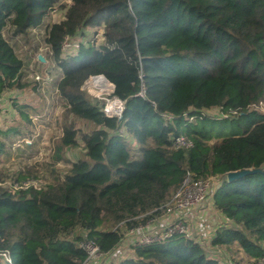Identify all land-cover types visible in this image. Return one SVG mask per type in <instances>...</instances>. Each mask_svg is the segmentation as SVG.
Masks as SVG:
<instances>
[{"label":"trees","instance_id":"trees-1","mask_svg":"<svg viewBox=\"0 0 264 264\" xmlns=\"http://www.w3.org/2000/svg\"><path fill=\"white\" fill-rule=\"evenodd\" d=\"M57 7L65 16L44 37L47 60L61 72L62 133L51 162L0 170V249L14 264H83L82 242L111 252L126 231L161 216L191 173L217 178L210 199L233 222L217 227L212 246L238 244L264 260V110L256 108L264 98V0H0V95L30 84L6 31L27 39ZM84 28L101 29L103 42L66 54V40ZM95 75L114 84L120 118L80 88ZM13 104L18 124L0 134L30 136L29 105ZM71 116L91 126L79 133ZM79 134L84 154L71 160L65 149L79 145ZM179 136L189 144L178 146ZM6 146L0 141V155ZM250 169L261 171L228 180ZM40 178V186L27 182ZM133 249L113 264H226L185 235Z\"/></svg>","mask_w":264,"mask_h":264},{"label":"rangeland","instance_id":"rangeland-1","mask_svg":"<svg viewBox=\"0 0 264 264\" xmlns=\"http://www.w3.org/2000/svg\"><path fill=\"white\" fill-rule=\"evenodd\" d=\"M71 2L72 0H66L68 4H71ZM65 12V9H60L58 7L52 10L46 16L44 26L31 31L27 39L22 36H12L10 29L6 31V37L16 46L18 55L27 63L25 68V80L29 81L30 84L27 88L5 91L0 95V128L4 131L7 127L18 124L16 123L18 113L13 103L29 105L30 108H28V111L31 113L33 123L27 128L31 131L30 136L22 137L14 133L8 135L4 133L0 134V141H4L7 144V152H2L0 155V170H5L13 174L25 165L35 166L39 163L52 161L51 156L55 149V143L62 133L61 124L64 101L56 92V83L61 76V72L58 67L52 63V60H47L48 47L45 42L44 32L48 24L60 22L64 18ZM89 39H95V42L99 45L104 40L103 32L101 29L96 33L94 30L84 28L79 30L75 37L70 38L69 42L75 46L76 42H85ZM74 46L66 47L65 53L76 52L78 48ZM39 54L43 55L45 61H38L37 56ZM37 74L40 76V79L36 78ZM89 79H87L84 84H82L80 80V88L86 90L98 100L104 101L105 108L107 107L108 110L110 103L116 100V98L111 97L113 88L109 92H101L87 82ZM34 80L39 82L37 90L32 88V82H34ZM256 108L264 110V98L260 100ZM108 112L112 113L113 110L109 109ZM207 112L211 115H219L220 113L218 109L207 110ZM70 119L74 121L76 127L79 129V133L87 130L91 126L86 120L72 116ZM23 127L25 129L26 125L23 124ZM80 135L81 134L78 136V146L65 149L66 157L71 160H76L84 154V143ZM10 142H12L11 147H8ZM25 143H29L31 146L27 147ZM58 165L64 167L62 162H59ZM27 182L40 186V184L44 182V179L40 178L34 181L31 179ZM212 182V192H214L217 186L216 184L218 183L217 178L213 179ZM6 185H10V183L7 182ZM210 195L212 194L210 193ZM205 204V208L199 210L196 216L185 220L187 228L190 231V237L203 244L211 257L226 264H235V262H241L242 264H264V260H258L255 257L249 256L238 244L224 247L212 246L211 240L217 227L222 225L231 226L233 222L227 219L214 207L210 197L206 200ZM164 216L163 219L165 221L173 220V218L170 219L171 217ZM150 224L157 225L158 222L155 219L151 220ZM160 225L161 224H159V226ZM129 239L130 238H127L123 246L116 248L117 250L114 251V256L95 257V259H92L87 264H113L122 258L133 256L134 249Z\"/></svg>","mask_w":264,"mask_h":264},{"label":"built area","instance_id":"built-area-1","mask_svg":"<svg viewBox=\"0 0 264 264\" xmlns=\"http://www.w3.org/2000/svg\"><path fill=\"white\" fill-rule=\"evenodd\" d=\"M69 40L70 39L66 40L64 49L68 46H74V44H71ZM79 45L80 42H76L74 47L79 48ZM36 78L40 79V76L37 74ZM176 142L178 146L189 144L183 136H179ZM212 181L213 179L211 178L194 179L191 173H187L180 187L173 193L170 200L165 204L163 208V216L161 215L162 217L159 216L155 218L158 222L157 225H153L148 222L145 225H139L126 231L121 242L109 253H103L98 246L88 241L82 242L80 246L88 254V257L83 264H87L92 259H95V257L114 256V251L117 250L116 248L123 246L125 241H127V238H130L129 242L131 245H146L168 239L174 235H185L190 237V231L187 228L185 220L196 216L199 210L205 208V202L211 196L210 193L213 191ZM164 215L171 217L170 219L173 218V220L165 221L163 219L165 217ZM159 224L161 225L159 226ZM0 264H14L13 257L8 250L0 249Z\"/></svg>","mask_w":264,"mask_h":264},{"label":"bare ground","instance_id":"bare-ground-1","mask_svg":"<svg viewBox=\"0 0 264 264\" xmlns=\"http://www.w3.org/2000/svg\"><path fill=\"white\" fill-rule=\"evenodd\" d=\"M87 82L92 87L98 89L101 92H109L113 88L112 84L109 81L105 80L99 75L91 76V78ZM119 105L120 101L116 99L113 103H110L109 109L113 110L114 114H116L118 112Z\"/></svg>","mask_w":264,"mask_h":264},{"label":"water","instance_id":"water-1","mask_svg":"<svg viewBox=\"0 0 264 264\" xmlns=\"http://www.w3.org/2000/svg\"><path fill=\"white\" fill-rule=\"evenodd\" d=\"M38 58L40 61H45V58L43 57V55L39 54L38 55ZM101 76L102 78H104L105 80L109 81L105 75H99ZM110 82V81H109ZM111 83V82H110ZM112 84V83H111ZM112 87H113V91H114V84H112ZM116 99H118V101H120V105H119V109H118V112L116 114H114L115 116H118L119 118L121 117V112H122V109H123V105H124V102L122 100H120L119 98L115 97ZM105 112L110 114L107 110V107L105 108ZM261 170L260 169H250V170H242V171H231L228 173L227 177H228V180H233L235 178H238V177H241L243 175H247V174H250V173H255V172H260Z\"/></svg>","mask_w":264,"mask_h":264}]
</instances>
